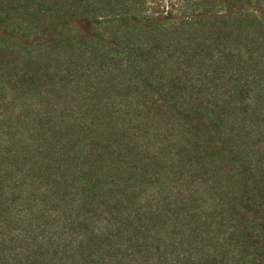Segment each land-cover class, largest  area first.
Segmentation results:
<instances>
[{"label":"rangeland","instance_id":"1","mask_svg":"<svg viewBox=\"0 0 264 264\" xmlns=\"http://www.w3.org/2000/svg\"><path fill=\"white\" fill-rule=\"evenodd\" d=\"M214 1L230 12L215 17ZM229 1L201 0L200 17V0H128L157 25L141 27L139 52L149 65L141 77L120 59L104 63L71 46L92 39L115 50L128 42L137 24L109 39L120 29L86 18L116 9L114 0L6 4L26 5L0 22V264H148L134 259L135 249L157 263L170 240L161 229L178 219L221 232L230 251L213 253L216 264H264V38L254 33L244 47V27L222 24L220 17L258 6ZM219 33L243 52L230 75L210 57L199 67L190 62ZM169 41L178 53L167 51ZM177 75L188 84L185 116L147 83ZM226 201L244 211L221 215L215 203Z\"/></svg>","mask_w":264,"mask_h":264},{"label":"trees","instance_id":"2","mask_svg":"<svg viewBox=\"0 0 264 264\" xmlns=\"http://www.w3.org/2000/svg\"><path fill=\"white\" fill-rule=\"evenodd\" d=\"M103 1L111 2L113 0H103ZM186 1L189 2V0H186ZM228 1L229 0H227V3ZM240 1H243V4L247 3L249 5L250 4L253 5L254 3H257L258 6L253 5L252 7H245V10L239 13L236 19H233L231 14L229 16L220 17L222 14L230 12V10L228 9L229 7L228 8L219 7L220 4L217 3L216 1H214L215 6L213 7L216 8L214 10L215 12L214 16L216 17L220 15L219 17L220 19H222L221 22L224 26H229V25H233L237 23V26L241 24L244 27L243 31L240 30L241 34L239 35V39L243 42V46L245 47L249 44L248 37L250 38L251 36H253L254 33H257V32L262 33V34H254V35L262 36V38H264V0H240ZM12 2L13 0H0V22L3 21L5 17L6 18L10 17L12 15L11 14L12 11L17 12L18 10L23 9L22 7L23 4L26 5L25 3L23 4L21 3L20 5L18 4L17 7L12 6V7L6 8V4H9V6H11ZM113 4H115L114 6H117L116 9H113L114 8L113 6H108V7L104 6L105 8L102 7V10L101 8H97V11L91 12L88 16H86V18L89 20L90 24L92 22L96 23L98 21L97 25H101L100 27L112 24V25H115L116 28L120 29V30H115L112 28V30L110 31L109 39L121 38L122 40V36L128 35L125 32L127 28L129 27L128 26L129 23L132 22L134 24H137L138 26H136L137 28L135 29V33H133L132 36L128 35L129 36L128 42H123L120 48H116L115 50H113V48L109 45L105 47V45H103L102 42L93 41L92 39H89L88 41H84L83 42L84 46H83V43H78L77 41H71V46L73 49L77 50L82 55L85 54L86 52L90 53L91 52L90 50H92V52L95 55H97V57L100 58L101 61L104 63L105 62L110 63L113 61H118L116 59H120L121 62H123L124 64L127 63V67L129 68V70L133 71L136 74V76L141 77L145 75L147 67L149 66V65H146L147 62L145 61V56L143 52H139L140 50H142L141 49L142 47L140 46V42H141L140 36H141L143 29L141 27H146L150 29L152 32H155L153 31L155 30L153 28L157 27V25L151 24V22L153 21L151 17H144L140 19L138 12L133 13L134 9L131 7L132 5L128 4V0H114ZM198 6L199 8H196V13H198L200 17H204L206 13V11L204 10H207V7L203 6V3L201 2V0ZM141 8L144 9V4H142ZM208 11L210 13L211 6ZM48 14H46L47 18H48ZM210 17H211V13H210ZM218 18L215 19V23H219ZM210 20L211 22H214V19H212V17L209 18L208 21ZM144 21L146 23L145 26L142 25ZM149 23L152 25L153 28H150ZM242 26H238V27H242ZM255 27L256 28L261 27V28L256 29ZM124 28H125V32H123ZM114 31H116L117 33L113 34ZM106 32L107 31L101 32L102 36L105 37L107 35ZM173 45H174L173 41H169L168 46L170 47L167 48V51H172L173 49H175L174 51L178 53L179 52L177 50L178 47L177 46L174 47ZM85 47L87 49H85ZM199 49L200 50H197V52L199 51H202V52H199V53L195 52L191 55L193 57L192 60L190 61L192 66L196 65L199 67L201 65H204L205 63L209 61V60L207 61V59L208 57H210L212 58L211 61L216 63L219 69L224 71L228 75H230L231 73L230 69H232L236 65H239V60L243 58V52H241L240 50L238 51V46H236V43L233 42L232 37L229 35L221 34V33H219V36L215 34L211 35L210 38H207L206 42L200 45ZM207 49L210 51L209 53H205ZM190 57H186L185 59H189ZM232 63H235V64H232ZM148 71H151L150 68ZM237 71L242 72L243 69L239 67L237 68ZM151 72H153V68ZM184 75H186V73ZM250 76H253L256 79V74H251ZM257 82H258L257 87H259L260 82L259 81ZM147 83L152 86L155 93L158 94L162 100H165L167 102L170 109H172L173 107L172 105L180 104L179 107L177 106L179 108V112H176V114L181 115V116L186 115V113L188 112V109L184 105V103H186L185 100H186L187 95L185 93L183 94V91H181V89H184L185 87H187L188 84H187V80H185L183 75H177L176 77L174 76L168 79L160 78L161 84H159V86L158 84L153 83L152 78H147ZM207 112H210V111L209 109L206 108V111H204V113H207ZM220 122H225V119H220ZM247 163L249 164V165L247 164V167L251 166L252 168L256 166L254 164H250L249 162ZM250 189H248V192H250L249 194L252 193ZM215 204L219 206V211L221 215L229 214L232 217V219H234V216H236L239 211L241 212L244 211V208L237 209V207L234 205H231L230 207L227 201L219 202ZM259 207L258 205L252 203L249 205V210L250 212L254 214H258ZM187 220L188 219H181V221H179L178 219L172 223H167L162 227L161 231L163 233H161V235L163 234L162 236L164 235L168 236L170 240L166 241L165 238L160 239L161 241L164 240V242L165 241L166 242H165L163 249H161L160 247L158 248V250L161 252V255L157 263L155 261H152V259L147 258V256L145 255L143 251L142 253V252H139V250L137 249L131 250L130 252L131 255L134 256V259L144 258L145 259L144 263H148V264H203L204 259L206 258L208 259V263H211L212 261H214L211 264H216V262H218V258L210 257L212 256L213 253L218 251V254H219L220 252L223 251L224 253L229 254L230 250H229L228 244L225 241L223 243V241L221 240L222 237H217L218 234L221 233L220 231H215L217 228L208 225L206 222H204L205 220L199 221L201 224L199 225V227H197V224H193L195 221H193L192 219L188 221ZM192 228H204V229L191 230ZM227 228L230 229L231 224L229 226L227 225ZM53 235H54L53 233H49L48 236L54 237ZM72 236H74L73 233H71L70 237ZM66 237H69V235L68 236L66 235ZM192 237H194V239H192ZM214 237L218 238V240L212 241L211 239ZM78 240L79 242H81L80 237L78 238ZM199 243H201V245L203 244L204 247L200 246ZM84 244H81V246L82 247L85 246L84 248L87 249L86 247L87 241H85ZM52 246L53 245L51 244L48 245V249L51 250L50 248ZM88 246H92V245L88 244ZM232 247L234 248V246ZM177 250L178 251L183 250L182 252L183 254L179 253L178 255H176ZM237 251L235 250L234 253H235V256H237L240 260L241 255L239 254H242V251L240 250V248ZM47 254L45 255L51 256L49 251L47 252ZM106 262L107 261H102V264ZM126 264H129V263H126Z\"/></svg>","mask_w":264,"mask_h":264}]
</instances>
